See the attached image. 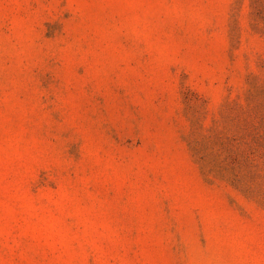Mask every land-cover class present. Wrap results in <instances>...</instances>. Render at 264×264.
<instances>
[{"label": "rangeland", "instance_id": "374dc122", "mask_svg": "<svg viewBox=\"0 0 264 264\" xmlns=\"http://www.w3.org/2000/svg\"><path fill=\"white\" fill-rule=\"evenodd\" d=\"M0 264H264V0H0Z\"/></svg>", "mask_w": 264, "mask_h": 264}]
</instances>
